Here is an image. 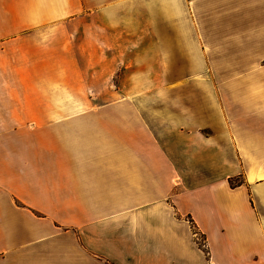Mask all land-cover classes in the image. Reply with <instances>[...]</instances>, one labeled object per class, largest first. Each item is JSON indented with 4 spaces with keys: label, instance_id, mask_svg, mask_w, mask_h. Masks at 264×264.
<instances>
[{
    "label": "crops",
    "instance_id": "0c3cea01",
    "mask_svg": "<svg viewBox=\"0 0 264 264\" xmlns=\"http://www.w3.org/2000/svg\"><path fill=\"white\" fill-rule=\"evenodd\" d=\"M0 264H264V0H0Z\"/></svg>",
    "mask_w": 264,
    "mask_h": 264
},
{
    "label": "rangeland",
    "instance_id": "374dc122",
    "mask_svg": "<svg viewBox=\"0 0 264 264\" xmlns=\"http://www.w3.org/2000/svg\"><path fill=\"white\" fill-rule=\"evenodd\" d=\"M189 3H191L192 1L196 0H187ZM191 7H189V11L188 14L190 16L191 14ZM189 17H183L184 19V23L190 24ZM190 19V18H189ZM194 20V18H192ZM196 17H195V22H196ZM174 20L172 19V24H174ZM187 20V21H186ZM194 22V23H195ZM77 23V22H74ZM202 46V45H201ZM203 60L204 61V65L200 66L199 69L195 70L196 72L199 73H207L209 71L210 65L207 62V58L206 55H203ZM121 66V65H120ZM124 67V66H123ZM137 66H134V68ZM161 67V66H160ZM213 67V66H212ZM133 66H129L128 68V72L127 74H125V80L123 79V75L121 79L114 78L113 81H107L105 84V87L108 89V91L110 89H115V91H113L114 93H109L108 95H105L103 97H96V96H87V97H66L65 101L67 102L68 100H71V102H76V103H81V104H100V103H117V104H138V105H148V106H152L154 107V109L157 110H161L162 108L168 107V105H173L174 103V96H175V87L177 82L174 81H163V80H157L155 76L158 75V72H160L159 70V66L158 65H147L145 66V81L144 84L146 86V88L144 90L141 91V93H145V95H139V96H132V97H128L125 95V88L131 83L133 82V77H136L137 74H133L130 72L132 71ZM167 71L170 72V66H167ZM183 70H185L186 72H191V67L189 65L184 64L183 66ZM173 71V70H172ZM120 74V73H118ZM190 82H183V84H189ZM178 84L180 85V83L178 82ZM94 89V88H93ZM95 90V89H94ZM93 91V90H92ZM158 114V113H157ZM157 118H159L157 116ZM160 119V118H159ZM233 185V183H232ZM192 231L194 234H196V232L193 230ZM195 242L196 244L205 251L204 248V241L202 239L201 236L197 235L195 236Z\"/></svg>",
    "mask_w": 264,
    "mask_h": 264
},
{
    "label": "built area",
    "instance_id": "2783aa9c",
    "mask_svg": "<svg viewBox=\"0 0 264 264\" xmlns=\"http://www.w3.org/2000/svg\"><path fill=\"white\" fill-rule=\"evenodd\" d=\"M196 236V234H194V237ZM204 246V245H203Z\"/></svg>",
    "mask_w": 264,
    "mask_h": 264
},
{
    "label": "trees",
    "instance_id": "16d2710c",
    "mask_svg": "<svg viewBox=\"0 0 264 264\" xmlns=\"http://www.w3.org/2000/svg\"><path fill=\"white\" fill-rule=\"evenodd\" d=\"M230 184H232V183L230 182Z\"/></svg>",
    "mask_w": 264,
    "mask_h": 264
}]
</instances>
